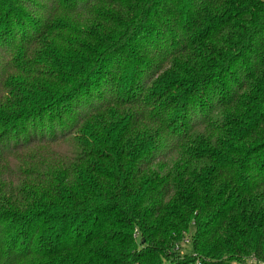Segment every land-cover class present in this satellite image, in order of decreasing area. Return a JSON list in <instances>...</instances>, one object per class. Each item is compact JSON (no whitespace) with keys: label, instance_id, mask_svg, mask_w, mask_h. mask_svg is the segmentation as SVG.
Wrapping results in <instances>:
<instances>
[{"label":"trees","instance_id":"trees-1","mask_svg":"<svg viewBox=\"0 0 264 264\" xmlns=\"http://www.w3.org/2000/svg\"><path fill=\"white\" fill-rule=\"evenodd\" d=\"M0 54V264H264V0H0Z\"/></svg>","mask_w":264,"mask_h":264},{"label":"rangeland","instance_id":"rangeland-1","mask_svg":"<svg viewBox=\"0 0 264 264\" xmlns=\"http://www.w3.org/2000/svg\"><path fill=\"white\" fill-rule=\"evenodd\" d=\"M30 1H33V0H30ZM162 51H164V50H162ZM10 59L11 58H9V56L7 54H0V79L2 78L3 72H5L7 62H9ZM5 73H6V76L9 75V72H5ZM188 237H189L188 235L184 236L183 240L189 239ZM184 241H185V243L182 242L181 247L187 246L186 240H184ZM189 248H190V243L187 246V249H189Z\"/></svg>","mask_w":264,"mask_h":264}]
</instances>
